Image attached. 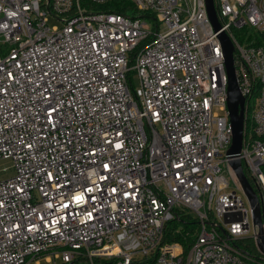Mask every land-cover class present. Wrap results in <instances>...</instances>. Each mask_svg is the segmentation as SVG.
I'll return each instance as SVG.
<instances>
[{
  "label": "built area",
  "instance_id": "built-area-1",
  "mask_svg": "<svg viewBox=\"0 0 264 264\" xmlns=\"http://www.w3.org/2000/svg\"><path fill=\"white\" fill-rule=\"evenodd\" d=\"M213 8L217 31L204 0H0V160L14 171L0 182V264H253L237 245L259 231L226 156L219 35L264 237V0ZM183 211L197 225L187 250L164 241Z\"/></svg>",
  "mask_w": 264,
  "mask_h": 264
},
{
  "label": "water",
  "instance_id": "water-1",
  "mask_svg": "<svg viewBox=\"0 0 264 264\" xmlns=\"http://www.w3.org/2000/svg\"><path fill=\"white\" fill-rule=\"evenodd\" d=\"M206 5L207 14L209 19L215 28V31L219 30V24L216 19V15L213 8V0H204ZM220 43L225 61V69L227 74V110L229 124L231 128V143L226 152V156L229 160L228 164L234 172L245 198L247 199L252 211L253 226L259 231V236L256 237V246L258 251L264 257V237L263 226L261 217V200L256 194L255 190L249 183L242 167V163L239 159L242 149L243 137H244V124H245V100L242 97L235 75L233 52L234 48L224 33L219 35Z\"/></svg>",
  "mask_w": 264,
  "mask_h": 264
},
{
  "label": "rangeland",
  "instance_id": "rangeland-1",
  "mask_svg": "<svg viewBox=\"0 0 264 264\" xmlns=\"http://www.w3.org/2000/svg\"><path fill=\"white\" fill-rule=\"evenodd\" d=\"M126 15H128L130 17H138L139 16L138 13H135L134 10H130V9L127 10ZM142 22H143L144 25L150 27L152 30H155V24L156 23L153 21V19H151V18H142ZM48 25L51 28H54V27L59 25V22L56 21L53 18H49L48 19ZM157 26H158L159 32H163L165 30L163 24L158 23ZM129 78H130V82H131L132 87L138 88L139 87L138 86V78H137V74H136L135 71H131L129 73ZM158 129L161 131L160 127H158ZM222 169H223V174L226 177L228 185H229V188H228L227 191L228 192L235 191L236 185H235L234 181H232L229 178L225 167H223ZM13 173H14V171H13V162H12V160H10V159H1L0 160V182L12 177ZM237 193L241 196L245 207L249 209L248 201L244 197L242 191H240L238 189ZM252 233H253V230H252V227H251V231L248 234L247 238L238 241L237 245L241 249H244V250L248 251V253L251 256H254V258L259 257V259H264L263 255H261V253L257 250V248L255 246L254 240L252 239ZM254 262H255V260H253V263ZM26 264H48V263L43 258H41V259H37L36 261L28 262Z\"/></svg>",
  "mask_w": 264,
  "mask_h": 264
},
{
  "label": "trees",
  "instance_id": "trees-1",
  "mask_svg": "<svg viewBox=\"0 0 264 264\" xmlns=\"http://www.w3.org/2000/svg\"><path fill=\"white\" fill-rule=\"evenodd\" d=\"M110 10H113V12L118 14H122L124 12L123 9L121 10L117 6H114V8H111ZM247 179L257 193L258 191L256 190L253 182L249 179L248 176ZM196 228L197 225L195 219L191 216V214L183 211L179 215V220H173L168 225H166V228L164 230V241L179 243L184 247L185 250H187L188 246L195 237ZM248 255L251 256L249 253ZM255 259L256 260L253 264H264V259H259V257H256Z\"/></svg>",
  "mask_w": 264,
  "mask_h": 264
}]
</instances>
